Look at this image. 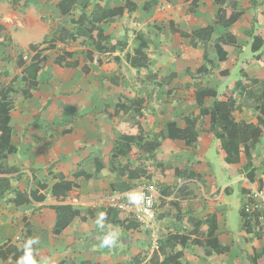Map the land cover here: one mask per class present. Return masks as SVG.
<instances>
[{"label":"crops","instance_id":"crops-1","mask_svg":"<svg viewBox=\"0 0 264 264\" xmlns=\"http://www.w3.org/2000/svg\"><path fill=\"white\" fill-rule=\"evenodd\" d=\"M23 1L0 0V91L12 86L9 126L14 153L7 166L17 169L3 176L11 179L13 190L0 200V264H127L137 255L126 263L114 261L100 249L95 253L83 238L99 237L104 229L137 232L107 218L105 198L116 185L131 189L149 182L161 194L156 212L157 230H163L159 244L151 236V255L169 235L196 238L190 219H215V235L225 252L202 258L195 246L178 245L175 251L184 250L181 263L251 264L254 249H264V227L258 222L252 233L245 231L242 214L250 193L264 189V133L247 154L239 153L229 162L223 143L211 132L210 116L202 111L237 89L236 121L258 124L256 108L239 106L243 98L254 104L252 87L239 84L253 80V85H264V69L252 51L256 37L264 41V0H74L72 5L65 0ZM118 8L123 9L120 16L94 21L104 11ZM236 15L238 20L230 23ZM81 22L82 36L74 38L79 37L73 33ZM91 26L94 35L101 33L93 41ZM227 37L235 44H223L217 53L213 42ZM141 41L144 50L138 57L146 65L138 67L131 58L137 56ZM205 45L210 50L206 60ZM41 60L44 67L39 70ZM202 67L209 74L198 76ZM209 90L216 91L217 98L206 97L199 106L197 94ZM139 111L140 129L135 127V116L134 130L141 131L146 141L170 127L185 130L186 120L195 119L199 142L189 145L161 138L155 158L170 164V170H152L151 179L128 180L113 170L112 156L131 169L156 163L138 149L115 156L121 143H136L135 137L123 136V130L130 131L125 117ZM249 162L254 172L245 169ZM176 169L183 175L195 174L180 178L188 195L162 192L173 186ZM66 183L68 196L54 199V186ZM44 184L47 188H40ZM236 191L238 236L229 218ZM32 192L44 200L33 199ZM174 201L183 205V221L164 215ZM73 211L80 215L56 231ZM24 246L27 250L19 261L13 255L2 258L8 249L18 253Z\"/></svg>","mask_w":264,"mask_h":264},{"label":"trees","instance_id":"trees-1","mask_svg":"<svg viewBox=\"0 0 264 264\" xmlns=\"http://www.w3.org/2000/svg\"><path fill=\"white\" fill-rule=\"evenodd\" d=\"M24 2L23 0H19ZM68 4L72 5L74 3V0H65ZM23 6H26L24 4ZM130 12H132L130 10ZM123 13L122 8L114 9V10H106L104 13H101L100 17L94 19V21L102 23L106 20L116 18L120 16ZM239 15L234 16L233 19H231L230 23L236 22L238 20ZM83 26L85 24L81 22L80 27L78 29H75V32L73 33L78 34L79 37L74 38H80L81 35V28L83 29ZM93 26L90 27V30L92 31V37L90 40H95V38L100 36V32H98L97 35H94ZM1 30V27H0ZM208 33L210 34L212 29H207ZM211 35V34H210ZM73 38V37H72ZM210 38V36H209ZM207 44L210 43V39H208ZM215 51L220 54L221 52V45L228 44L233 45L235 43L230 42V37H227L225 39L216 40L213 42ZM205 53H204V59L206 60L208 57V54L210 50L208 49V46L205 45ZM144 50V41H141V45L138 48L136 55L134 58H131L133 64L135 66L141 67L146 65V60H144L142 57H138V55H141L142 51ZM252 51L254 53H258L256 55V60L258 62V65L264 69V62L262 61V55L264 54V41L255 38L254 43L252 46ZM44 60L38 62V68L41 70L44 67ZM209 70L206 67H202L197 71L198 76H205L206 74H209ZM246 84V85H245ZM244 83L239 84V87H252L253 92V103L249 104L247 102L249 99L243 98L240 105L246 106V107H252L256 108L259 112V115L257 117L258 124L252 125V124H245V123H238L234 117V111L235 106L238 100V94L239 91L235 89V91L232 92V95L227 96L225 101H219L217 100V92L216 91H202L199 94H197V101L199 106H202L204 98L211 97L216 99L213 106L210 109L203 110V115L210 116L211 120V132L215 135L217 139H219L225 148V152L227 154V158L229 162H232L235 158V156H239V153H245L250 150V148H254L257 143L258 139L261 136V134L264 133V85L262 83H257L253 85V80H247ZM30 85L35 87L37 85L36 82H30ZM11 93H12V86L8 89L4 90L2 89L0 91V200L3 199L7 194H9L13 190V186L11 184V179L3 176H7L9 174H12L13 172L17 171L15 168H11L7 166L8 162V156L14 153V148L10 145L11 142V136H10V111L12 109V101H11ZM228 94V92H226ZM225 93V95H226ZM238 93V94H237ZM24 96L29 94V91H23L22 93ZM18 94H16L17 96ZM19 96V95H18ZM123 107V108H122ZM125 105H121L120 109L124 110ZM137 117V120L135 118ZM142 114L139 111L138 113H135L134 115H128L125 117V121L128 122V128H130V131H126L127 129L123 130L125 133H123V136H133L135 137L136 143H121L119 149H117L115 156L117 158L122 157L128 153H131L132 151H136L137 149L142 151L143 153L147 154L151 160H153L155 163L154 166L151 164L147 167V169H144L142 167L131 169L128 166H122L120 162L112 156L111 159V167L113 170L119 174L121 177H124L128 180H141L143 178H150V171L155 170L156 172H168L170 170L171 165L167 163H161L156 160V151L161 145L160 139H171V140H177V141H184L186 144L194 145L199 142V136L196 132V120L195 119H187V128L185 130H180L175 127H170L168 132H163L161 134H153L154 139L151 141H146V137L144 134L140 131L137 133V130H134V124L133 119L137 121L135 123V127L137 124V127L140 129V123L138 122L139 118H141ZM238 143V144H237ZM238 149V152H234V149ZM264 164V162H262ZM252 168V164L249 162L246 164L245 169L249 170ZM254 172L255 169L252 168L251 172ZM188 178L191 179L192 177H195V174L192 173H186L181 174L177 169L175 172V181L173 183V186L167 187L162 190L163 193H166L167 195H182L186 194L185 190L186 188L184 185H180V178ZM37 179H34L35 184L37 183ZM42 189H46L47 186L44 184ZM69 188L70 185L68 183L66 184H60L55 185L53 188V198L54 199H60L65 198L69 194ZM115 192H126L130 189L128 186H124L123 183L121 185H116L113 187ZM120 190V191H118ZM32 198L37 197L40 201L44 200V196L42 194H38V192L31 193ZM188 195V194H186ZM183 205H181L179 202L174 201L171 202V204L165 208V214L170 218H176L179 221H183ZM106 216L109 218V220L115 224H118L122 226L123 228H127L128 230H133L134 228H137L136 223H132L129 220L125 219L121 213L113 211V210H107ZM80 215L79 211H73L70 213L68 219L65 223L57 227L56 231L61 232L64 230L68 224L77 216ZM251 218L246 220L245 214L243 212L242 214V225L245 231H248L249 233H252V225H251ZM190 223L193 226L192 235H195L196 238L192 239L190 234H172L169 235L167 238L163 239L161 241V246L158 250H155L153 254L151 255V259L148 262V264H182L181 259L184 256V250L181 251H175L176 246H181L182 248L188 247V245H193L196 248V254L199 257H210L213 255V253L222 254L225 252V249L221 247L219 242L217 241L215 232H216V221L213 220H201V219H190ZM207 227V231L203 233L204 227ZM255 228V227H254ZM204 236V239L201 237ZM257 238L260 239L261 237L257 235ZM206 246L207 249L204 252L202 248ZM167 249V250H166ZM27 250V247H22L20 252H16L15 249H8L4 252L3 257L8 258V256L13 255V258L16 261H19L21 259V256L25 253ZM169 250V252H168ZM161 257L164 259L161 261ZM251 264H264V249H254V255L253 257L249 258ZM64 264V263H63ZM66 264V263H65ZM90 264V263H88ZM127 264H143V259H141L139 256L134 257L130 261L127 262Z\"/></svg>","mask_w":264,"mask_h":264},{"label":"rangeland","instance_id":"rangeland-1","mask_svg":"<svg viewBox=\"0 0 264 264\" xmlns=\"http://www.w3.org/2000/svg\"><path fill=\"white\" fill-rule=\"evenodd\" d=\"M238 79V76L236 77V80ZM235 80V81H236ZM137 155L133 158L136 160ZM140 161V160H139ZM240 194L238 191L235 192L233 195V200L236 202V205L233 207L231 213L229 214V218L232 223V230L233 232L238 236L239 231L241 229L240 225V214H239V204H240ZM133 223V222H132ZM138 231L129 234L126 230H123L121 228L117 229H104V231H101V236L93 238H83V240L95 248V253H99V249L102 253H104L106 256L111 254V257L114 259V261H122L123 263H126L129 259H131L134 256H139L141 259H143V263L146 262V260L150 257L152 253V246H151V236H153L154 243L157 242L159 244V234L160 230H157L160 226L157 221H154L153 223H150L149 226L146 225H139L137 224ZM171 227L168 226L167 230H169ZM163 231V230H161ZM177 231L181 232L182 228L179 226L177 227ZM106 248V249H105ZM108 251H102V250ZM167 250V249H166ZM169 252V250H168ZM100 254V253H99Z\"/></svg>","mask_w":264,"mask_h":264},{"label":"built area","instance_id":"built-area-1","mask_svg":"<svg viewBox=\"0 0 264 264\" xmlns=\"http://www.w3.org/2000/svg\"><path fill=\"white\" fill-rule=\"evenodd\" d=\"M159 198L157 185L149 182L136 184L126 192H111L105 203L108 209L121 213L126 219L146 225L157 215ZM245 210L247 214L257 213L264 221V189L250 193Z\"/></svg>","mask_w":264,"mask_h":264},{"label":"clouds","instance_id":"clouds-1","mask_svg":"<svg viewBox=\"0 0 264 264\" xmlns=\"http://www.w3.org/2000/svg\"><path fill=\"white\" fill-rule=\"evenodd\" d=\"M130 190V189H129ZM248 200V199H247ZM246 204H247V202H246ZM246 204L244 205V208H243V212H244V214H245V217H246V220H248L249 218H251L252 219V217H254L255 219L253 220H251V225L252 226H254L255 228H256V226H257V223L258 222H260V223H263V227H264V221H261L260 220V217H259V215L257 214V213H252V214H247L246 213V210H245V208H246ZM108 210H111V209H108ZM123 216V215H122ZM124 217V216H123ZM156 217H157V215H156ZM156 217H155V219L152 221V222H150V223H153L154 221H156ZM125 218V217H124ZM126 219V218H125ZM127 220H129V219H127ZM130 222H133V223H137V222H134V221H131V220H129ZM255 222V223H254ZM149 223V224H150ZM137 224H139V223H137ZM149 224H146V226H149ZM139 225H142V224H139Z\"/></svg>","mask_w":264,"mask_h":264}]
</instances>
